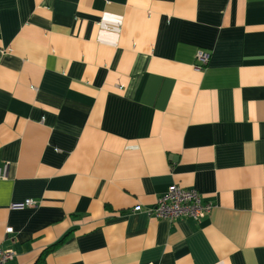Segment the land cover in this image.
<instances>
[{
  "label": "crops",
  "instance_id": "0c3cea01",
  "mask_svg": "<svg viewBox=\"0 0 264 264\" xmlns=\"http://www.w3.org/2000/svg\"><path fill=\"white\" fill-rule=\"evenodd\" d=\"M4 170L7 264H264V0H0Z\"/></svg>",
  "mask_w": 264,
  "mask_h": 264
},
{
  "label": "built area",
  "instance_id": "2783aa9c",
  "mask_svg": "<svg viewBox=\"0 0 264 264\" xmlns=\"http://www.w3.org/2000/svg\"><path fill=\"white\" fill-rule=\"evenodd\" d=\"M209 55L199 51L196 60L199 62V69H203L208 62ZM6 178V170L0 171V179ZM36 202L25 200L20 203H14L11 208L24 209L33 207ZM213 209V205L205 201L202 196L193 189H183L176 185H171L165 194L157 199L154 207L148 211V215L156 218L174 222L177 220H193L199 222L208 216ZM139 207H134L133 212H138ZM6 234H11L12 229L7 228ZM14 252L11 249H3L0 246V264H7L14 259Z\"/></svg>",
  "mask_w": 264,
  "mask_h": 264
},
{
  "label": "trees",
  "instance_id": "16d2710c",
  "mask_svg": "<svg viewBox=\"0 0 264 264\" xmlns=\"http://www.w3.org/2000/svg\"><path fill=\"white\" fill-rule=\"evenodd\" d=\"M60 243H61V241L58 242V243H56L55 245L51 246L50 248H48V249H47V250L41 255V259H40V262H38V264H41L42 258L45 256V254H46L47 252L51 251L52 248L56 247V246L59 245Z\"/></svg>",
  "mask_w": 264,
  "mask_h": 264
}]
</instances>
